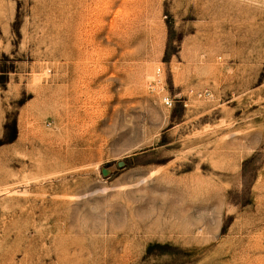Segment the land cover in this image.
<instances>
[{"label": "rangeland", "instance_id": "374dc122", "mask_svg": "<svg viewBox=\"0 0 264 264\" xmlns=\"http://www.w3.org/2000/svg\"><path fill=\"white\" fill-rule=\"evenodd\" d=\"M0 264H264V0H0Z\"/></svg>", "mask_w": 264, "mask_h": 264}]
</instances>
